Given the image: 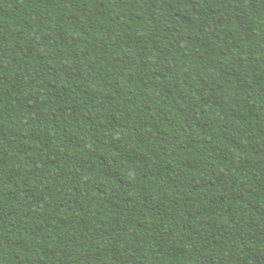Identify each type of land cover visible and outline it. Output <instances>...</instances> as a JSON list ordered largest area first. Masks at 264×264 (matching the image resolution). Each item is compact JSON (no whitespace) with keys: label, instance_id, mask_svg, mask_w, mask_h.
Wrapping results in <instances>:
<instances>
[{"label":"trees","instance_id":"16d2710c","mask_svg":"<svg viewBox=\"0 0 264 264\" xmlns=\"http://www.w3.org/2000/svg\"><path fill=\"white\" fill-rule=\"evenodd\" d=\"M0 264H264V0H0Z\"/></svg>","mask_w":264,"mask_h":264}]
</instances>
